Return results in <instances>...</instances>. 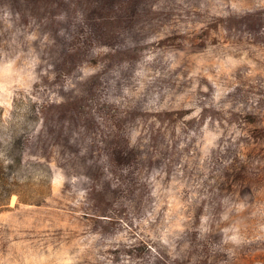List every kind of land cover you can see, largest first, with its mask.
Listing matches in <instances>:
<instances>
[{
  "label": "rangeland",
  "instance_id": "1",
  "mask_svg": "<svg viewBox=\"0 0 264 264\" xmlns=\"http://www.w3.org/2000/svg\"><path fill=\"white\" fill-rule=\"evenodd\" d=\"M10 161L0 264H264V0H0Z\"/></svg>",
  "mask_w": 264,
  "mask_h": 264
},
{
  "label": "trees",
  "instance_id": "2",
  "mask_svg": "<svg viewBox=\"0 0 264 264\" xmlns=\"http://www.w3.org/2000/svg\"><path fill=\"white\" fill-rule=\"evenodd\" d=\"M19 167H23V151L19 152L17 157ZM26 183L21 182L17 176V169L14 161H10L7 165L0 163V208L8 206L9 200L13 195L19 197L21 201L27 204L44 202V181L40 179L37 185L31 181L24 179ZM43 199V200H42Z\"/></svg>",
  "mask_w": 264,
  "mask_h": 264
}]
</instances>
